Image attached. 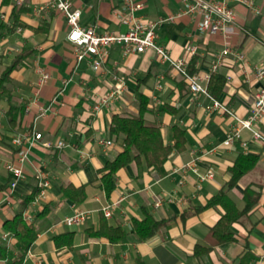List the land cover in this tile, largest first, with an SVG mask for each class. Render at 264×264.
<instances>
[{"label":"crops","instance_id":"obj_1","mask_svg":"<svg viewBox=\"0 0 264 264\" xmlns=\"http://www.w3.org/2000/svg\"><path fill=\"white\" fill-rule=\"evenodd\" d=\"M70 1L80 8L83 25H93L98 32H122L127 28L115 16L122 0ZM142 1L144 5L136 14L145 20L173 16L158 23L156 42L165 46L172 57L186 59L192 72H207L215 53L225 43L243 50L248 64H264V0H256L258 14L236 4V31L225 39L198 31L189 15L178 14L182 0ZM45 2L0 0V74L17 55L25 54L12 70L7 93L0 99V245L10 247L14 243L3 221L20 211L27 196L37 189L35 168H40L49 186L44 196L37 200L35 196L23 209V217L34 223L37 235L22 264H264V143L254 140L244 129L241 138L247 141L246 148L237 142L233 146L223 144L225 134L235 124L232 116L220 110L208 111L211 100L203 94L192 95L186 81L168 63L160 61L153 49L123 55L118 46H111L99 70H93L86 59L76 61L74 45L67 39L65 16L44 7ZM188 43L196 47L193 55L186 52ZM38 67L49 73L48 81L39 88ZM216 72L225 78L216 99L237 116H247L257 87L255 78H245L240 65L232 61ZM118 79L124 83L123 93L108 107L93 110L97 97L118 86ZM142 101H147L149 107L145 121L160 126L166 143H172L171 126L185 130V148L169 154L163 175L134 161L120 168L115 188L107 196L96 170L121 150L120 139L109 136L111 117L113 113H137ZM163 106L170 109L163 110ZM40 108L45 109L42 115ZM256 126L264 133V120ZM33 130L42 138L29 147L28 160L22 166L24 176L11 188V174L5 168L6 162L16 163V147L11 139ZM107 140L110 143L106 145ZM44 141H63L66 146L46 147ZM249 153L257 155L255 166L227 188L234 159ZM194 156L200 170L214 171L213 179L196 189V177L188 171L185 183L177 186L180 174L174 168ZM69 184L85 186L83 201L77 203L64 195L63 188ZM247 186L259 193V199L231 224L235 240L195 255L197 244L208 245L209 229L223 212L220 206L199 207L212 195L226 190L241 209ZM172 191V200L153 206L156 194ZM107 203L113 204L109 217L100 210ZM75 208L88 210L86 219L79 226L67 227L61 220ZM147 214L161 225L151 237L141 240L133 232L132 221ZM103 217L107 225L125 230L123 240L111 242L92 234ZM65 232H73L72 246L58 248L53 237Z\"/></svg>","mask_w":264,"mask_h":264},{"label":"built area","instance_id":"obj_2","mask_svg":"<svg viewBox=\"0 0 264 264\" xmlns=\"http://www.w3.org/2000/svg\"><path fill=\"white\" fill-rule=\"evenodd\" d=\"M16 1L20 3L23 0ZM182 3L183 5L179 9L178 14L189 15L193 19L198 31L219 34L224 39L236 31V4H243L254 14L260 12L256 0H182ZM143 5L142 0H122L121 6L115 10L116 18L127 26L126 30L122 32H98L93 25L81 24V10L80 8L74 7L70 0H46L44 7L54 8L65 16L69 25L67 39L74 45L76 61L86 59L93 70H99L106 60L108 48L111 46H118L123 55L153 49L160 61L168 63L186 81L189 92L192 95L203 94L211 100L208 111L220 110L232 116L235 124L225 134L222 141L223 144L233 146L237 142L243 148H246L247 141L241 138V132L244 129L250 131L251 137L254 140L264 143V133L256 126L260 121L264 120V64H248L243 50L225 43L215 53L207 72L202 74L190 72L186 59L172 57L165 46L156 42V28L158 23L164 20H171L173 16L161 17L156 21L145 20L136 14L138 10L142 9ZM185 49L189 55H193L196 52V47L190 43L186 45ZM228 61L238 63L244 77L248 78V76L252 75L257 82L251 108L245 117H239L227 109L222 102L208 92L204 84V81L210 77L211 73L216 72L220 66L226 64ZM36 72V85L39 88L46 84L49 79V73L43 67H38ZM118 81V86L110 89L106 94L97 97L93 105V110L98 111L102 107H108L118 95L123 93L124 83L122 79H118ZM44 112L45 109L40 108L39 115L44 114ZM41 138V133L34 130L28 135L18 133L12 137L11 142L16 147V163H5V168L11 174V188H14L16 182L24 176L22 166L28 160L29 147ZM104 143L107 145L110 141L107 140ZM42 144L46 147L55 145L57 148L66 146L63 141L56 143L44 141ZM213 149L211 148L209 151ZM188 171L192 172L196 177V189L201 187L202 182L211 180L214 177V171L212 169L205 171L199 169L197 157L194 156L181 166L174 168V172L180 174L177 186L185 183V176ZM35 177L38 188L35 198L37 200L44 196L46 188L49 186V180L40 168H35ZM173 191L156 194L153 199V206L159 207L164 202L172 200L174 197ZM112 206L113 204L107 203L101 207L100 210L103 216L109 217L111 215ZM87 214L88 210L75 208L72 214L61 220V223L67 227L79 226L85 221Z\"/></svg>","mask_w":264,"mask_h":264},{"label":"trees","instance_id":"obj_3","mask_svg":"<svg viewBox=\"0 0 264 264\" xmlns=\"http://www.w3.org/2000/svg\"><path fill=\"white\" fill-rule=\"evenodd\" d=\"M25 54L17 55L13 62L0 74V99L7 93V84L11 81V72L24 58ZM192 72L191 64L188 67ZM225 84L224 75L220 72H213L207 82L208 92L216 98ZM15 108V106H13ZM12 107L9 109V114ZM23 109V107H22ZM163 110L170 109L163 106ZM149 110L148 102L142 101L135 114L125 115V113H113L109 124V136L120 139L121 150L111 160H107L104 165L96 170L99 185L108 196L115 188V179L120 168L131 162L143 164L145 167L153 169L158 175L165 173L164 164L169 154L176 150H184L186 143L185 130L178 125L171 126L172 143H166L162 135L160 126L147 123L144 114ZM257 161L255 154H239L229 167L231 178L227 182V188L234 186L240 177L251 170ZM38 188L35 189L23 202L22 209L16 212L11 218L3 221V228L11 234L14 239L12 246L0 245V264H22L27 248L37 235L34 223L27 221L23 217V209L35 198ZM64 195L79 203L86 197L85 186H73L71 184L63 188ZM244 206L239 209L226 190H221L212 195L199 209L213 206H220L222 214L216 223L210 227L206 240L208 245L197 244L194 247V254L200 256L209 251L213 246L232 242L235 240L230 226L241 216L245 215L258 201L259 193L253 191L249 186L243 192ZM133 232L138 239L144 240L151 237L161 225V221L155 220L147 214L142 219L132 221ZM95 236L107 238L111 242L121 241L125 238V230L119 226H109L104 217L99 228L92 232ZM73 232H65L53 237L55 245L71 247Z\"/></svg>","mask_w":264,"mask_h":264},{"label":"rangeland","instance_id":"obj_4","mask_svg":"<svg viewBox=\"0 0 264 264\" xmlns=\"http://www.w3.org/2000/svg\"><path fill=\"white\" fill-rule=\"evenodd\" d=\"M236 202H237V200H236ZM238 203V202H237Z\"/></svg>","mask_w":264,"mask_h":264}]
</instances>
